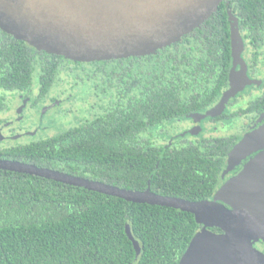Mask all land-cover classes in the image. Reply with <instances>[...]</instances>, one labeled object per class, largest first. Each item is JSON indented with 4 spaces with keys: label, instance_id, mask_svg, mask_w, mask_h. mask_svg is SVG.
<instances>
[{
    "label": "trees",
    "instance_id": "16d2710c",
    "mask_svg": "<svg viewBox=\"0 0 264 264\" xmlns=\"http://www.w3.org/2000/svg\"><path fill=\"white\" fill-rule=\"evenodd\" d=\"M230 14L252 60L264 55V0H222L198 28L170 46L99 62L36 50L0 29V115L9 109V95H26L36 86L42 100L65 74L74 78L72 85L88 82L93 96L107 99L102 112L64 131L0 146V159L126 189L149 185L157 194L213 198L229 151L252 112L264 109V97L210 118L241 117L244 122L232 133L184 136L171 145L151 136L166 123L204 113L227 89ZM4 121L0 117V124ZM126 226L138 242V254ZM201 227L186 211L0 169V264H178Z\"/></svg>",
    "mask_w": 264,
    "mask_h": 264
},
{
    "label": "water",
    "instance_id": "95a60500",
    "mask_svg": "<svg viewBox=\"0 0 264 264\" xmlns=\"http://www.w3.org/2000/svg\"><path fill=\"white\" fill-rule=\"evenodd\" d=\"M222 0H0V29L36 50L79 62L144 56L179 41L215 12ZM232 43L228 88L201 119L221 113L245 85ZM213 198L187 200L132 190L17 160L0 159V169L32 174L131 202L172 207L192 213L201 229L178 264H264V123L244 134L227 155V172L254 151ZM217 227L220 233L210 228ZM126 234L139 252L129 227Z\"/></svg>",
    "mask_w": 264,
    "mask_h": 264
},
{
    "label": "rangeland",
    "instance_id": "374dc122",
    "mask_svg": "<svg viewBox=\"0 0 264 264\" xmlns=\"http://www.w3.org/2000/svg\"><path fill=\"white\" fill-rule=\"evenodd\" d=\"M229 19H230V26H231V38H233V48L238 58V64H239L238 69L244 72V74H246L247 66H246L244 56H243V53H244L243 38H242L241 32L239 31L237 20L234 17V15L230 14ZM73 80L74 78L68 77L65 74L64 78L59 82L58 87L55 88L54 90L55 92L58 91L56 94L57 100L49 104L48 109H47V110H51L52 114L49 111L47 112V110L44 112V114L46 113L48 116L46 114L43 117L39 116V112H37V110L31 109L32 111H35V112H30L29 108H26L25 111H23L25 112L23 116H20L19 111L15 109V106L19 102L17 97L10 98L9 99V109L3 114H1L0 117L6 118V120L8 121L7 125L12 124L14 122H15L14 124H16L17 122H20L21 120L25 121L24 126H20V125L18 126L16 124L17 125L16 131L21 136L18 134H15L12 136V138L17 139L18 137H22L19 141H22V140L24 141L25 138L23 137L35 135L37 132L36 129L40 128V126L43 124L44 126L49 125L50 128L54 127V131L51 132V135L56 134L60 131L66 130L72 125L73 126L76 125L77 120L75 119L79 118L81 114L85 115L87 114V112L90 111V109H95L93 108L92 105L97 104L100 100H98L95 96L92 95L93 91L90 89V87L84 89L83 87L78 86L77 88L72 89V87H70V84H72ZM79 104L80 106H82V108H84L83 111L79 109L80 107L78 106ZM86 107H88L87 110H86ZM70 108H72L71 110L73 114L67 115L64 118V120H62L60 116L58 115L60 113L59 111L60 110L65 111ZM52 117H54V121L53 123H49L50 122L49 119L50 118L52 119ZM189 118L187 120H175L173 122L166 123L164 127L162 128L154 129L152 131L153 134L151 136L152 140L157 141L159 139L160 142L162 143L164 142L168 143L169 141L178 140L181 137L188 135V134L194 135L196 137H200L205 134H215V135L229 134L235 130L234 127L236 123H233L231 126L220 123V125L216 127L212 126V128L210 127L209 129L204 130L202 126H200L197 123V118H194V116L189 117ZM39 119H41V123L43 124L40 123L39 126H34L33 124H29L28 129L25 128L28 122H32V121L38 122ZM194 122L196 123L197 130L192 128L190 129V132L187 131L188 133L187 134L186 131H184L183 129L189 128L191 124H194ZM1 131L2 130H0V140H2L1 137L3 138L4 132L9 133L8 129H5L4 132H1ZM161 137H163L162 140L160 139ZM27 138H30V137H27ZM10 143H12L11 140H6L2 144L6 146ZM231 171H233V169L227 172H224L223 174L224 180L220 186L225 184L237 172L235 171L234 173L231 174ZM254 246L258 250L262 252L264 251V246L262 242H258L256 243V245L254 244Z\"/></svg>",
    "mask_w": 264,
    "mask_h": 264
},
{
    "label": "flooded vegetation",
    "instance_id": "af4514ba",
    "mask_svg": "<svg viewBox=\"0 0 264 264\" xmlns=\"http://www.w3.org/2000/svg\"><path fill=\"white\" fill-rule=\"evenodd\" d=\"M243 46H244V48H243L244 49L243 56H244V59H245V62H246V66H247V71H246V74H244V75L246 76L247 81H246L245 85L242 87V89L234 97H232L228 101V103L225 106V109L221 113H219L218 115H216L214 117H211V118H217L222 113L230 115L234 111H236L238 108L240 109L241 107H246L249 102H257V101H259V99L264 97V55L256 57V59L252 60V53H251V51L249 49H247L249 47L245 45L244 40H243ZM237 63H238V58H237ZM231 64H232V59H231ZM254 64H255V67H254ZM238 67H239V64L237 65V69H238ZM78 86L83 87L84 89L90 87L88 82H83V83H77V84H74V85H72V84L70 85V87H72V89H75ZM57 87H58V85L55 88H57ZM90 89L93 91L92 87H90ZM54 90L47 98L39 100L38 96H37V87L33 86L27 92L26 95H24L22 93H16V95L15 94L9 95V99L12 98V97H17L19 102L15 106V109L17 111H19V115L20 116H23V114L25 113L23 111H25L26 108H29L30 112H35V111H32L31 109L37 110V112H39V116L43 117L46 114V113L44 114V112L48 109L49 104H51L52 102L57 100L56 94H57L58 91L55 92ZM96 98L98 100H100V101L97 104L92 105L93 108H95V109H90V111L87 112V114H85V115L81 114L79 118L75 119V120H77V123H79L82 120L90 119V118L94 117L96 114H98V113L103 111V107H104V104L106 105L107 99L104 98L103 96H97ZM78 106H80V104ZM71 109L72 108H70L68 110H65V111L60 110L59 111L60 113L58 115L60 116V118L62 120H64V118L67 115L73 114ZM77 109H78V107H77ZM79 109L82 110V111L84 110V108H82V106H80ZM87 109H88V107H86V110ZM42 110H43V112H42ZM48 111L51 112V114H52L51 110H47V112ZM252 113H253V115H251V117L249 119V122H248L244 132L242 133V135L248 133L249 131H252V130L256 129L258 126H260L262 123H264V109H262L259 112L258 111H253ZM49 121H50L49 123H53L54 117H52V119L50 118ZM7 122L8 121L6 120L2 124H0V130H2L1 132H4L5 129H8V132H9V133L4 132L3 138L1 137V139H2V140H0V146L1 147L4 146V144H2V143L4 141H6V140H11L12 143H10V144H8V145H6L4 147L13 145L17 141L21 142V143H25V142H28L30 140L40 139L42 137L51 135V132L54 131V127L50 128L49 125H45L44 126V124L41 123V119H39L38 122H36V121L28 122L27 126L25 127L26 129H28V125L29 124H33L34 126H39V124L41 123L43 125H41L40 128L36 129L37 132H36L35 135L23 137V138H25L24 141L23 140L19 141L22 137H18L17 139H13L12 136L15 135V134L20 135L16 131L17 130L16 127H17V125L18 126L19 125L20 126H24L25 125V121L21 120L20 122L16 123L17 125L14 124L15 122L14 123L11 122L13 125L12 124L7 125ZM243 122L244 121H243V119L241 117L240 118H234L233 117V118H227V119L216 120V121H211L210 117H206V118L200 120L199 125L202 126V128L205 130V129H209L210 127L212 128V126L216 127V126L220 125V123L227 124V125H230V126L233 123H236L235 127H234V129H235L234 131H237L239 129V126ZM192 128L197 130L195 122H194V124H191L189 128H184L183 130L186 131V133H187V131L190 132V129H192ZM198 128H199V126H198ZM185 136L196 137L194 135H189V134L185 135ZM27 137H30V138H27ZM183 137H181V138H183ZM173 142L174 141H169L168 143L167 142H164V143H166L168 145H171ZM261 151L257 150V151H254L253 153H251L250 155H247L244 159H242L240 161V163L237 166H235L233 168V171H231V174L234 173L235 171H238L244 164H246L250 159L254 158V156H256V154H258ZM223 180H224V176H223V172H222L221 173V183H220V185L222 184Z\"/></svg>",
    "mask_w": 264,
    "mask_h": 264
}]
</instances>
